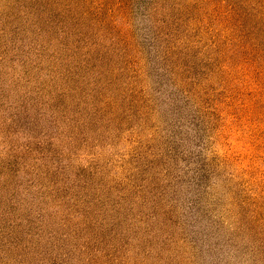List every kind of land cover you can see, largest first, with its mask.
<instances>
[{"label": "rangeland", "instance_id": "obj_1", "mask_svg": "<svg viewBox=\"0 0 264 264\" xmlns=\"http://www.w3.org/2000/svg\"><path fill=\"white\" fill-rule=\"evenodd\" d=\"M0 264H264V0H0Z\"/></svg>", "mask_w": 264, "mask_h": 264}]
</instances>
